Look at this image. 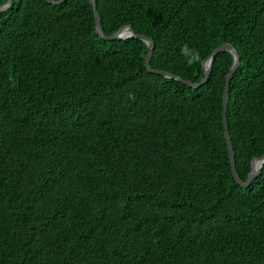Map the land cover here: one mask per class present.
I'll return each mask as SVG.
<instances>
[{
  "label": "trees",
  "instance_id": "1",
  "mask_svg": "<svg viewBox=\"0 0 264 264\" xmlns=\"http://www.w3.org/2000/svg\"><path fill=\"white\" fill-rule=\"evenodd\" d=\"M95 1L106 36L130 26L184 81L235 47L246 182L264 156V0ZM149 52L103 39L89 0L0 11V264H264V168L236 182L223 122L234 56L192 88Z\"/></svg>",
  "mask_w": 264,
  "mask_h": 264
},
{
  "label": "water",
  "instance_id": "2",
  "mask_svg": "<svg viewBox=\"0 0 264 264\" xmlns=\"http://www.w3.org/2000/svg\"><path fill=\"white\" fill-rule=\"evenodd\" d=\"M50 4H54V5H61L63 3L66 2V0H61V1H54V0H45ZM90 3L93 6L94 9V13H95V19H96V30L97 33L103 38V39H107V40H125V39H129L132 37H139L142 40L145 41V43L149 46L150 52L149 55L146 59V67L147 69L155 74L164 76L166 78H171V79H175L178 80L192 88H199L205 84L208 83L210 77H211V73L213 70V65L216 59V56L221 53V52H230L235 59V63L230 71V73L227 76V85H226V89H225V95H224V100H223V106H224V126H225V130H226V137H227V142H228V146H229V155H230V159H231V166H232V171H233V176L234 179L236 180V182L243 188H247L249 187L256 179L257 177L261 174L262 169L264 168V156L261 158H257L252 162V170H251V174L248 178V180L245 182L241 179V177L239 176V173L237 171V167H236V160H235V152L233 149V145H232V141H231V137L229 134V128H228V123H227V107H228V102H229V93H230V86H231V81L232 78L235 74V72L237 71L240 62H241V58L240 55L238 53V51L235 49V47H233L231 44H224L222 47L216 49L213 54L210 56V58L204 63V71H205V76L204 79L202 80L201 83L196 84V83H192L189 81H184L182 78L169 74L167 72H163V71H154L151 68V58L153 56V51H154V44L149 41L147 38L137 35L134 30L130 27L127 26L125 28H123L122 30H120L118 33H116L113 36H106L104 31H103V27H102V22H101V18L100 15L98 13L97 10V3L95 0H89ZM13 4V0H8L7 4L0 6V11H7Z\"/></svg>",
  "mask_w": 264,
  "mask_h": 264
},
{
  "label": "clouds",
  "instance_id": "3",
  "mask_svg": "<svg viewBox=\"0 0 264 264\" xmlns=\"http://www.w3.org/2000/svg\"><path fill=\"white\" fill-rule=\"evenodd\" d=\"M251 174V173H250Z\"/></svg>",
  "mask_w": 264,
  "mask_h": 264
}]
</instances>
